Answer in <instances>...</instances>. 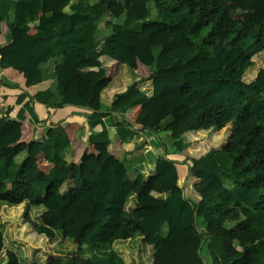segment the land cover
Here are the masks:
<instances>
[{
    "label": "trees",
    "instance_id": "trees-1",
    "mask_svg": "<svg viewBox=\"0 0 264 264\" xmlns=\"http://www.w3.org/2000/svg\"><path fill=\"white\" fill-rule=\"evenodd\" d=\"M118 1L121 23L112 21L105 0H57L51 12H43L47 0H0V34L6 22L10 37L0 68L26 73L27 87L49 82L18 95L22 106L3 123L37 124V105L87 108L91 97L69 91L66 81H101L111 64L139 56L142 34L165 26V52L155 56L151 73L110 110H92L87 136L84 127L78 131L82 156L62 124L49 128L38 148L52 164L48 172L19 160L31 145L20 126L0 136V264H184L164 254L177 234L193 228L209 254L203 264H256L257 256L264 264V65L246 79L264 56V0ZM245 2L254 7L235 19L232 10ZM127 3L148 12L137 17ZM104 19L117 38L100 34ZM177 70L180 81L171 76ZM195 101L200 110L193 114ZM141 104L132 123L127 115ZM135 127L156 136L170 131L189 164L184 184L175 160L145 141L127 147ZM205 139L210 146L193 155L194 143ZM92 144L106 145L122 172L84 166ZM221 217L233 225L215 234L199 227V220L209 225ZM236 241L253 248L238 258Z\"/></svg>",
    "mask_w": 264,
    "mask_h": 264
},
{
    "label": "crops",
    "instance_id": "crops-1",
    "mask_svg": "<svg viewBox=\"0 0 264 264\" xmlns=\"http://www.w3.org/2000/svg\"><path fill=\"white\" fill-rule=\"evenodd\" d=\"M153 11L156 12V17H158L159 12L156 5H154ZM151 12L152 10H150V13ZM130 13L141 18L147 14L145 13L144 16L143 14L139 16V14H134L133 12ZM4 24L5 22L1 24L0 50L1 47L7 45L10 41L9 31L4 32V30H6ZM164 32L165 26L160 25L142 34L139 56L131 57L124 62L117 61L111 64L106 68L101 81L94 79L88 83H82L79 85L66 81L69 91L78 92L84 97H91L87 108L65 105L60 108L50 109L45 105H37L35 106V110L39 118V122L37 124H29L28 119L18 121L14 118L12 123H3L0 120V136L10 133L20 126L23 129L24 139L28 142L31 141V145L19 155V160L23 163H25V161L35 163L41 167L42 170L48 172L51 169L52 164L47 160V157L43 152L38 151V148L43 138L47 136L48 129L54 125L62 124L67 128L71 139L74 141L78 155L82 156L85 143L82 137H78V131L84 127L87 136L90 131L87 125V120L90 117L92 110H110L120 101L119 96L121 93H123L134 82L148 76L151 73V63L154 61L155 56L162 55L165 52L164 47L160 46ZM101 33L109 35L103 31ZM1 58L2 54L0 52V60ZM26 77L27 74L19 69L13 67L4 69L0 68L1 114H6L7 108H11L9 113L12 114H15L18 111L22 105L18 103L17 99L18 95H20L23 91L34 94L37 90H42L49 86V82L46 81L36 86L27 87ZM173 78L176 81H180L181 74H176ZM143 106L144 104L134 107L132 112L127 115V119L132 123H135V120ZM198 112L199 111H197V113ZM184 115L186 114H181L178 117V120H182ZM105 120L106 123H110L109 118H106ZM134 129H136L135 134L125 141L128 148L132 147V145L137 142L145 141L147 147L152 149L156 154L167 155L168 158L176 161L180 178L184 179L188 176L189 164L185 163V158L181 154L175 151L168 153L164 146L165 142L160 136L161 134L156 136L148 130H142L136 127ZM163 133L169 136L170 131L167 130ZM84 135L85 134H83V136ZM83 165L88 168H95L97 171L108 172L110 175L116 169H120L122 172L118 161L110 156L109 150L104 144L90 145L83 157ZM180 166L183 169V173H181Z\"/></svg>",
    "mask_w": 264,
    "mask_h": 264
},
{
    "label": "rangeland",
    "instance_id": "rangeland-1",
    "mask_svg": "<svg viewBox=\"0 0 264 264\" xmlns=\"http://www.w3.org/2000/svg\"><path fill=\"white\" fill-rule=\"evenodd\" d=\"M48 1V5L47 7L44 9L43 12H51L55 9V5L57 0H47ZM92 2H95L97 0H91ZM108 1L110 4V9L111 12L113 14V18L112 21L114 23H121L122 21V14H123V10L124 5L118 1V0H105ZM154 5L155 3H153V6L150 8V10H152V12L150 13V15H152L151 17H156V12H154ZM126 7L129 8L130 12H133L134 14H139L143 16L145 15V13H147V9L146 7H139V8H132L130 6V4H126ZM254 7V2H248V3H241L239 5V8L232 10V15L235 19H242V14L241 11L243 10H249L252 9ZM141 12V13H140ZM5 29L4 32H8L9 28L7 26V23L5 22L4 24ZM101 30L103 32H105L106 34H111L114 37L119 36V34L113 33L111 29H109L106 25V19H104L101 23ZM101 31V32H102ZM101 35H104L103 33H100ZM264 65V56H260L259 58L256 59V64L254 66H252L247 72H246V79L250 78V75H252L255 72V69H257L259 66H263ZM194 68L197 67V65L193 66ZM181 70H177L174 74H172L173 77H175L176 74H181ZM257 74V72H256ZM254 78V77H253ZM200 109V104L198 102H193L191 103V105L188 107L189 112L191 111L193 114H196L197 111H199ZM180 114V113H179ZM161 138L162 140L165 142V148L167 149L168 153L175 151L173 150V139H171L170 136H168L167 134H162L161 133ZM221 142V141H220ZM219 142V143H220ZM201 144L198 143H194L196 145V147L192 148L190 151L193 153V155H199L200 153L204 152L207 150V148L210 146V142L209 140L205 139V140H200ZM212 144V143H211ZM176 152V151H175ZM180 170L181 173H183V169L180 166ZM179 171V169H178ZM186 173V172H185ZM187 177H185L184 179L180 178V183L184 184L185 180ZM81 183H83V180H81ZM20 221H15L14 223H16V227H19L20 229L24 228L20 225V223H18ZM233 220L232 219H228L226 217H221L216 219L213 223L209 224V225H204V223H202L201 220H199V227L202 229H205L206 231H208L210 234H215L217 232H221L226 228H230L233 225ZM199 230H197L196 228H193L192 230H190L189 232H185V233H179L177 234V238L173 239V242H171L169 244V246H167V250L165 251V258L169 259L171 255H175L177 258L179 257L184 264H203V258L204 260L208 263L209 262V254L207 252V249L205 246H202V242L199 239ZM18 235V234H17ZM27 242V241H26ZM46 242H44L41 245V249L44 250H50L49 248H47L46 246ZM38 246V245H35ZM253 248V244H245V245H241L239 244L238 241H236L235 243V256L236 257H242V255H244L247 251L252 250ZM202 259V260H201ZM261 262V258L260 256H257V260H256V264H260Z\"/></svg>",
    "mask_w": 264,
    "mask_h": 264
},
{
    "label": "built area",
    "instance_id": "built-area-1",
    "mask_svg": "<svg viewBox=\"0 0 264 264\" xmlns=\"http://www.w3.org/2000/svg\"><path fill=\"white\" fill-rule=\"evenodd\" d=\"M10 109H11V108H7V109H6V110H7V111H6V113H7V112H9V111H10ZM4 115H6V114H4V113H3V114H1V113H0V118H1L2 116H4Z\"/></svg>",
    "mask_w": 264,
    "mask_h": 264
}]
</instances>
